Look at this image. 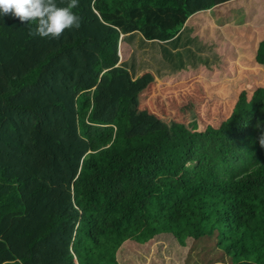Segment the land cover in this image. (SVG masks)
<instances>
[{"label":"trees","instance_id":"obj_1","mask_svg":"<svg viewBox=\"0 0 264 264\" xmlns=\"http://www.w3.org/2000/svg\"><path fill=\"white\" fill-rule=\"evenodd\" d=\"M246 3L79 0L81 27L59 40L0 17V241L14 233L27 253L9 264H264V87L218 128L178 125L173 140L127 136L126 103L110 119L92 102L119 66L162 82L219 67L189 21L218 6L219 26L256 25ZM253 55L264 69V40Z\"/></svg>","mask_w":264,"mask_h":264},{"label":"rangeland","instance_id":"obj_2","mask_svg":"<svg viewBox=\"0 0 264 264\" xmlns=\"http://www.w3.org/2000/svg\"><path fill=\"white\" fill-rule=\"evenodd\" d=\"M213 16L212 11H200L189 24H199L200 36L205 41L217 44V51L223 58L219 67L183 73L162 82L157 81L149 70L142 72L148 74L131 79L119 66L104 74L102 80L99 78L101 82L94 89L98 93L95 100L102 106L101 116L113 118L120 105L126 103L127 136L161 131L173 140L172 130L178 125L200 132L205 131L208 126L218 128L229 118L233 104L243 91L250 98L256 89L264 87V69L252 61L256 46L264 38V31L247 26L219 27L214 24ZM220 17L229 16L226 11H222ZM128 48L126 44H120V61L126 59L130 50ZM46 212V208H42V213ZM16 239L17 236L13 233L0 241L4 244L0 246H4L3 250L7 252V259H4L5 253L0 251V264L20 261L27 255L26 251L21 254L23 247L20 249L13 245L18 243H13ZM119 262L150 264L151 258L146 256L145 262L137 259L123 261L120 256Z\"/></svg>","mask_w":264,"mask_h":264},{"label":"clouds","instance_id":"obj_3","mask_svg":"<svg viewBox=\"0 0 264 264\" xmlns=\"http://www.w3.org/2000/svg\"><path fill=\"white\" fill-rule=\"evenodd\" d=\"M78 6L79 0H67L63 7L56 0H0V17L27 24L35 22L31 35L59 40L66 30L81 27V18L73 11ZM259 144L264 148V134L259 137Z\"/></svg>","mask_w":264,"mask_h":264},{"label":"crops","instance_id":"obj_4","mask_svg":"<svg viewBox=\"0 0 264 264\" xmlns=\"http://www.w3.org/2000/svg\"><path fill=\"white\" fill-rule=\"evenodd\" d=\"M248 9H249V12H251L252 14H254V16H255V18L259 21V23H257L256 25H253L252 23H249V24H246V25H237V24H234V25H232V24H228V25H225V26H231V27H235V28H239L240 26H247V27H249V28H259L261 31H264V22H261L260 23V19H259V17H260V11H261V6H262V9L264 8V0H248V3H246V5H245ZM216 7H218V6H216ZM216 7H214L213 9H210V10H208V12L209 11H212L213 12V14H214V9H215V12H216ZM250 13V14H251ZM196 16V15H195ZM190 21H191V19H190ZM213 22H214V24L216 25H218L219 26V24H218V22L216 21V18L213 16ZM196 25V24H195ZM216 25V26H217ZM197 26V28H199V29H201V27H200V25L198 24V25H196ZM219 27H224V26H219ZM262 40H264V38L263 39H261L260 41H262ZM257 47V46H256ZM128 49H130V48H128ZM130 55V50L128 51V55H126V58L128 57ZM127 73H128V77H130L131 79H132V76H131V74H130V72L129 71H127V70H125ZM146 72H148V71H146ZM145 74H148V73H145ZM144 73H141L140 75H142V76H144L145 75ZM139 75V76H140ZM153 75V74H152ZM138 76V77H139ZM155 77V76H154ZM155 79L157 80V81H159L156 77H155ZM95 89V88H94ZM97 89V88H96ZM94 92L96 91V90H93ZM99 100V99H98ZM92 102H93V105L94 104H96V102H97V105H98V110H99V112H100V110H101V108H102V106L100 105V102H98L97 100H95V97H93L92 98ZM96 105V106H97ZM99 112H98V114H99ZM101 114H99V116H100Z\"/></svg>","mask_w":264,"mask_h":264}]
</instances>
